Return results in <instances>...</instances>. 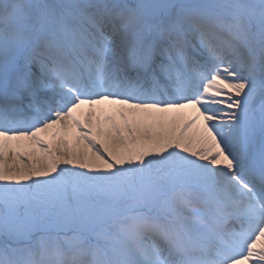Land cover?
<instances>
[{
    "label": "snow or ice",
    "instance_id": "6c2138e0",
    "mask_svg": "<svg viewBox=\"0 0 264 264\" xmlns=\"http://www.w3.org/2000/svg\"><path fill=\"white\" fill-rule=\"evenodd\" d=\"M250 262L264 0H0V264Z\"/></svg>",
    "mask_w": 264,
    "mask_h": 264
},
{
    "label": "bare ground",
    "instance_id": "6f19581e",
    "mask_svg": "<svg viewBox=\"0 0 264 264\" xmlns=\"http://www.w3.org/2000/svg\"><path fill=\"white\" fill-rule=\"evenodd\" d=\"M101 107H103V108H110L112 106H110V105H104V106H101ZM85 111H87V109H85ZM189 112H190V110H184L183 113H182V115L183 116H187L189 114ZM250 264H251V262H250Z\"/></svg>",
    "mask_w": 264,
    "mask_h": 264
}]
</instances>
